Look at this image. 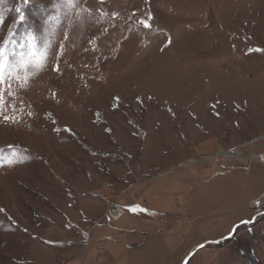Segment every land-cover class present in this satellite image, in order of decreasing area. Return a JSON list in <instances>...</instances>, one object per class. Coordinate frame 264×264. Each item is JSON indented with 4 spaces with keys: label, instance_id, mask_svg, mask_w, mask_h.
<instances>
[{
    "label": "rangeland",
    "instance_id": "rangeland-1",
    "mask_svg": "<svg viewBox=\"0 0 264 264\" xmlns=\"http://www.w3.org/2000/svg\"><path fill=\"white\" fill-rule=\"evenodd\" d=\"M0 47V264H264V165L215 156L264 152V0H0Z\"/></svg>",
    "mask_w": 264,
    "mask_h": 264
},
{
    "label": "snow or ice",
    "instance_id": "snow-or-ice-1",
    "mask_svg": "<svg viewBox=\"0 0 264 264\" xmlns=\"http://www.w3.org/2000/svg\"><path fill=\"white\" fill-rule=\"evenodd\" d=\"M101 3H103V0H100ZM29 3V0H22L23 5H27ZM15 11L18 13V18L20 22H23L25 20L24 12L22 7H17ZM144 27H150L148 24H144ZM28 43L31 44V39L28 40ZM23 47V45H21ZM257 51H260V49H257ZM14 57H18L15 60H9L8 54L6 52L5 47H0V119H2L6 123H16L14 116L7 115L5 113V108L7 107V102L5 101V95L11 96L12 93L10 91L11 89V83L10 81L12 79L20 80V71L26 70L29 65V61L24 58V54L21 52L19 54L13 53ZM54 71H59V65L54 67ZM7 89V91H6ZM142 103V102H141ZM31 116V113L28 114ZM55 123V121H53ZM66 132L71 131L70 129H65ZM107 131H110L107 130ZM6 163H11V161H6ZM4 164H0V167H3ZM0 211H3V209H0ZM140 211H143L141 209ZM252 220H241V223L248 224L251 223ZM26 231V229H25Z\"/></svg>",
    "mask_w": 264,
    "mask_h": 264
},
{
    "label": "built area",
    "instance_id": "built-area-1",
    "mask_svg": "<svg viewBox=\"0 0 264 264\" xmlns=\"http://www.w3.org/2000/svg\"><path fill=\"white\" fill-rule=\"evenodd\" d=\"M234 151H237L238 153L235 155H232ZM216 157L222 159V160H229V161H241L244 162L246 165H250L252 162H256L259 163L261 165H264V152H260L257 153L255 155H253V157H248L243 155L242 151L240 149L237 150H220L216 153L215 155ZM245 158V161H242L241 158ZM108 216L113 220V221H117L119 219L122 218L123 216V212L122 210L119 208V206H117L116 204H112L109 209H108Z\"/></svg>",
    "mask_w": 264,
    "mask_h": 264
},
{
    "label": "water",
    "instance_id": "water-1",
    "mask_svg": "<svg viewBox=\"0 0 264 264\" xmlns=\"http://www.w3.org/2000/svg\"><path fill=\"white\" fill-rule=\"evenodd\" d=\"M258 217H259L258 214H256L255 217L253 218L252 222H254ZM241 224H243V223H239V224H237V225L234 227V229H233L231 235H230L228 238H230V237L233 236V234H234L235 231H236V228L239 227ZM205 247H206V245H201V246L197 247L194 251L190 252L189 255H188V257H187L186 260L184 261V264H187L188 261L192 258V256H194V254H195L196 252H198L200 249L205 248Z\"/></svg>",
    "mask_w": 264,
    "mask_h": 264
},
{
    "label": "bare ground",
    "instance_id": "bare-ground-1",
    "mask_svg": "<svg viewBox=\"0 0 264 264\" xmlns=\"http://www.w3.org/2000/svg\"><path fill=\"white\" fill-rule=\"evenodd\" d=\"M237 153H238L237 151H234L232 155H235ZM243 159H245V158L243 157ZM256 205H257L256 206L257 207V212L258 213H261L262 212V207L264 205V198L261 199V200H259V201H257V204Z\"/></svg>",
    "mask_w": 264,
    "mask_h": 264
}]
</instances>
